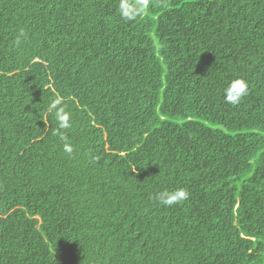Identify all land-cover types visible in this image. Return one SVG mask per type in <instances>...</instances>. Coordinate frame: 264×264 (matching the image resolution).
Wrapping results in <instances>:
<instances>
[{"label":"trees","instance_id":"1","mask_svg":"<svg viewBox=\"0 0 264 264\" xmlns=\"http://www.w3.org/2000/svg\"><path fill=\"white\" fill-rule=\"evenodd\" d=\"M144 3L0 0V264H264V0Z\"/></svg>","mask_w":264,"mask_h":264},{"label":"clouds","instance_id":"2","mask_svg":"<svg viewBox=\"0 0 264 264\" xmlns=\"http://www.w3.org/2000/svg\"><path fill=\"white\" fill-rule=\"evenodd\" d=\"M144 0H137V3H130L129 0H121L120 12L122 18L134 19L137 15L141 14L145 8ZM19 44V39L16 40ZM247 95V84L242 79H235L231 81L228 86L224 89V101L229 104H239L244 96ZM49 114H52L56 120L57 127L54 131V135L64 141L63 151L72 155L74 152L73 145L69 144L68 136L63 131L71 127V114L66 110L64 105L63 97L57 95L55 99L51 100L47 108ZM189 192L184 188H177L169 191L164 190L155 194V200L166 207H171L189 198Z\"/></svg>","mask_w":264,"mask_h":264}]
</instances>
